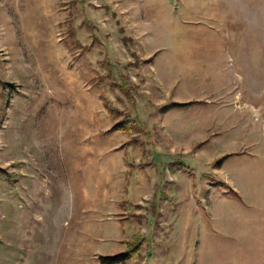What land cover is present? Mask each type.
<instances>
[{
  "label": "rangeland",
  "instance_id": "obj_1",
  "mask_svg": "<svg viewBox=\"0 0 264 264\" xmlns=\"http://www.w3.org/2000/svg\"><path fill=\"white\" fill-rule=\"evenodd\" d=\"M261 235L264 0H0V264H228Z\"/></svg>",
  "mask_w": 264,
  "mask_h": 264
},
{
  "label": "crops",
  "instance_id": "obj_2",
  "mask_svg": "<svg viewBox=\"0 0 264 264\" xmlns=\"http://www.w3.org/2000/svg\"><path fill=\"white\" fill-rule=\"evenodd\" d=\"M207 228H208V227L204 228V231H205V229L208 230ZM218 228L222 231V234H220L218 237H219V239H221V241H222V252H224V250H225V246H226V245H225V242H226L225 240H227V238H229V236H230V235H228L227 233H230V232H229V230H228V226H227V227H221V226H220V227H218ZM230 230H231V233H236L237 238H238L237 241H240V240H239V233H237V232L235 231V228H234V227H230ZM205 232H206V231H205ZM206 234H207V233H206ZM261 238L264 240V235H261ZM214 239H215V238L210 237V235H207V242H208V245H209L210 242H211L212 240H214ZM221 241H218L216 244L220 243ZM248 241H251V240H248ZM216 249H217L218 251L221 250V249L218 248L217 246H216ZM256 249H260V252H259V251H256ZM256 249L253 250V248H251V245H247L246 248H245V250H243V251H239V252H238L237 256H233V255H234V253H233V254H231L232 257L226 258V260H227L228 264H234V263L236 262V261L233 260L235 257H242L243 260L246 259V262H247V260H248V262H249L250 264H264V243H262L261 245H258ZM232 250L235 251V250H237V249H235V248L232 247ZM237 251H238V250H237ZM210 253H212V252L209 251L208 254H210ZM244 253H245V254H244ZM251 253H255V256H256V259L253 260V261H251V259H248V258H252L251 255H250ZM246 254H248V256H247ZM232 260H233V261H232ZM236 264H238V262H237Z\"/></svg>",
  "mask_w": 264,
  "mask_h": 264
},
{
  "label": "trees",
  "instance_id": "obj_3",
  "mask_svg": "<svg viewBox=\"0 0 264 264\" xmlns=\"http://www.w3.org/2000/svg\"><path fill=\"white\" fill-rule=\"evenodd\" d=\"M126 39L123 37V40ZM191 102H186V103H173L171 105L173 106H177V107H182V106H187L189 105ZM124 121H119V122H116L113 127L115 128H118L119 130H122V131H126L129 127H123L124 125ZM117 126V127H116ZM130 129V128H129ZM128 129V130H129ZM102 263H106V264H112V263H115V262H118L120 260L123 259L122 255H111V256H101L100 257Z\"/></svg>",
  "mask_w": 264,
  "mask_h": 264
}]
</instances>
